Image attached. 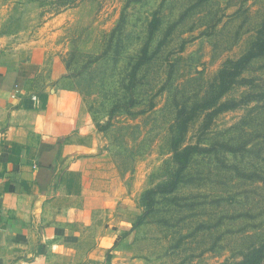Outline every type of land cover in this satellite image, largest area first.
Returning a JSON list of instances; mask_svg holds the SVG:
<instances>
[{
    "label": "rangeland",
    "instance_id": "374dc122",
    "mask_svg": "<svg viewBox=\"0 0 264 264\" xmlns=\"http://www.w3.org/2000/svg\"><path fill=\"white\" fill-rule=\"evenodd\" d=\"M261 39L264 0H0L1 51L34 62L33 92L57 74L55 87L76 93L88 119L63 140L83 155L60 166L94 181L87 225L79 214L81 263L259 262L264 55L218 94L220 72ZM175 142L198 152L146 213L145 192L177 173Z\"/></svg>",
    "mask_w": 264,
    "mask_h": 264
},
{
    "label": "crops",
    "instance_id": "0c3cea01",
    "mask_svg": "<svg viewBox=\"0 0 264 264\" xmlns=\"http://www.w3.org/2000/svg\"><path fill=\"white\" fill-rule=\"evenodd\" d=\"M2 51L0 264H89L79 261L84 237L78 224L81 214L87 225L93 209L92 172L60 168L83 155L81 147L63 140L88 125L85 111L76 93L55 87V73L50 85L33 92L25 71L34 62ZM44 75L39 71L35 78Z\"/></svg>",
    "mask_w": 264,
    "mask_h": 264
},
{
    "label": "trees",
    "instance_id": "16d2710c",
    "mask_svg": "<svg viewBox=\"0 0 264 264\" xmlns=\"http://www.w3.org/2000/svg\"><path fill=\"white\" fill-rule=\"evenodd\" d=\"M264 55V39H261L258 42V45L256 46L255 50L252 52H249L248 54L244 55L239 61L234 63L232 69L229 70V68H225L220 72V84H219V97L225 95L231 85L234 83V81L240 76L241 72L244 70V68L252 62L254 59ZM148 61L147 57V49L144 50V56L142 57L140 63L136 66L139 67V65H143ZM227 105H222L215 113H218L219 111H222L224 109H227ZM213 114L210 115V117ZM186 128H184L185 130ZM174 161L178 165L177 173L175 174L174 178L169 184L158 186L157 188H152L145 192L143 195L142 201L147 209L146 213H149L153 210V203L155 201V196L157 194H170L173 193L177 187L179 186L183 173L187 170L189 167V164L191 162L192 157L198 152V148L196 146H188L184 149H179V146L176 145V142L174 143ZM264 248H261L259 252L263 251ZM258 252V251H257ZM264 258V254H261L259 257V262ZM257 262V264H259ZM239 264H253L251 259L249 257H245L244 261Z\"/></svg>",
    "mask_w": 264,
    "mask_h": 264
}]
</instances>
